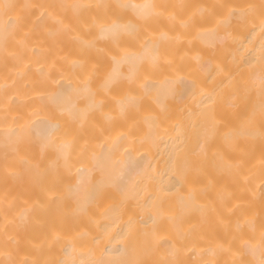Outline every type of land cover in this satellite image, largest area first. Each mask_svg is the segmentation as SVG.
Listing matches in <instances>:
<instances>
[{"label": "bare ground", "instance_id": "bare-ground-1", "mask_svg": "<svg viewBox=\"0 0 264 264\" xmlns=\"http://www.w3.org/2000/svg\"><path fill=\"white\" fill-rule=\"evenodd\" d=\"M0 264H264V0H0Z\"/></svg>", "mask_w": 264, "mask_h": 264}]
</instances>
